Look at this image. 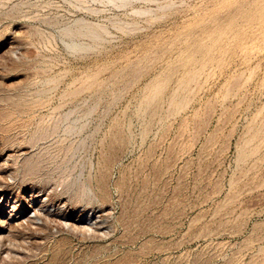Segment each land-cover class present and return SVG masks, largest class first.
<instances>
[{
	"label": "rangeland",
	"instance_id": "obj_1",
	"mask_svg": "<svg viewBox=\"0 0 264 264\" xmlns=\"http://www.w3.org/2000/svg\"><path fill=\"white\" fill-rule=\"evenodd\" d=\"M0 264H264V0H0Z\"/></svg>",
	"mask_w": 264,
	"mask_h": 264
}]
</instances>
